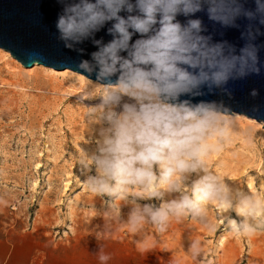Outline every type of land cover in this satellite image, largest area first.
<instances>
[{
	"label": "rangeland",
	"instance_id": "374dc122",
	"mask_svg": "<svg viewBox=\"0 0 264 264\" xmlns=\"http://www.w3.org/2000/svg\"><path fill=\"white\" fill-rule=\"evenodd\" d=\"M61 72L0 48V261L88 229L162 244L179 264H264L263 121L206 123L154 92Z\"/></svg>",
	"mask_w": 264,
	"mask_h": 264
},
{
	"label": "water",
	"instance_id": "95a60500",
	"mask_svg": "<svg viewBox=\"0 0 264 264\" xmlns=\"http://www.w3.org/2000/svg\"><path fill=\"white\" fill-rule=\"evenodd\" d=\"M0 48L26 68L143 81L196 116L264 122V0H0Z\"/></svg>",
	"mask_w": 264,
	"mask_h": 264
},
{
	"label": "crops",
	"instance_id": "0c3cea01",
	"mask_svg": "<svg viewBox=\"0 0 264 264\" xmlns=\"http://www.w3.org/2000/svg\"><path fill=\"white\" fill-rule=\"evenodd\" d=\"M65 233L54 254L40 257L38 249L30 246L24 250L15 245L12 260L9 263L2 260L0 264H179L178 256L169 253L162 244L102 240L88 229L77 231L73 238L69 231Z\"/></svg>",
	"mask_w": 264,
	"mask_h": 264
},
{
	"label": "bare ground",
	"instance_id": "6f19581e",
	"mask_svg": "<svg viewBox=\"0 0 264 264\" xmlns=\"http://www.w3.org/2000/svg\"><path fill=\"white\" fill-rule=\"evenodd\" d=\"M60 74H65V76H71L70 78H72L73 76H72V72L71 71H63V72H61ZM75 76H77L76 74H75ZM134 89H130V88H127L126 86H124L123 85V83H120L119 84V87L118 88H120V90H122V91H124L126 94H129V92H133L132 94L130 93L129 95H131V96H135V95H139V96H142L143 94H148V93H152V92H154L156 95H158V90L156 89V88H154L153 86H150V85H147V83L145 84V82H143V81H138V82H136L135 84H134ZM130 90H134V91H130ZM175 107V106H174ZM178 108V107H177ZM193 115V114H192ZM135 117V120L141 125V126H143V127H146V126H148V124H147V122H146V120L143 118V117H141L139 114H137V113H126V112H122V113H120L119 115H118V121H121V122H126V121H128L131 117ZM189 116H190V120L193 122V123H197V120L193 117V116H191V114H189ZM196 116V115H195ZM207 117V119H206V123H216V121H219L220 119H222L223 117L222 116H216V115H214V113H212V112H210V113H207V115H206ZM226 119V121L227 122H231L233 119H231V118H225ZM234 122H239V125H240V123L242 122V120H235ZM236 123V124H237ZM234 124V123H233ZM150 126V125H149ZM148 126V127H149ZM205 190V188H204V185L202 184V185H198V191L200 192V191H204ZM199 197V199L201 200V201H203V195H199L198 196ZM220 209L222 210V211H226V209H227V207H226V205L225 204H222L221 206H220ZM247 213H250V210H248L247 211ZM232 222H234V220H232Z\"/></svg>",
	"mask_w": 264,
	"mask_h": 264
}]
</instances>
